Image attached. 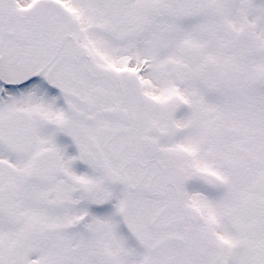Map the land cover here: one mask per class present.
<instances>
[{
    "label": "snow or ice",
    "instance_id": "obj_1",
    "mask_svg": "<svg viewBox=\"0 0 264 264\" xmlns=\"http://www.w3.org/2000/svg\"><path fill=\"white\" fill-rule=\"evenodd\" d=\"M0 264H264V0H0Z\"/></svg>",
    "mask_w": 264,
    "mask_h": 264
}]
</instances>
